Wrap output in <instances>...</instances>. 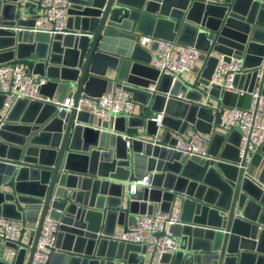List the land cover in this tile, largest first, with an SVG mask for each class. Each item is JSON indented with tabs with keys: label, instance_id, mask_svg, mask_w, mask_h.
<instances>
[{
	"label": "water",
	"instance_id": "water-1",
	"mask_svg": "<svg viewBox=\"0 0 264 264\" xmlns=\"http://www.w3.org/2000/svg\"><path fill=\"white\" fill-rule=\"evenodd\" d=\"M17 1L0 0V64L46 75L42 92L53 98L45 92L50 87L57 102L73 97L69 112L54 102L18 99L0 118V216L21 223L19 238L5 243L17 249L18 264L27 251L32 263L47 214L63 223L48 264H264V190L245 170L248 152L239 157L238 131L212 134L210 160L169 148L172 131L218 127L224 92L205 90L216 53L243 56L247 69L236 76L238 87L251 91L259 70L264 82V0H70L68 33L53 36L16 30L34 20L20 16L32 15L33 4L20 10ZM145 35L202 50L198 73L178 74L175 82L159 77L140 43ZM109 71L140 107L116 119L117 134L91 128L94 117L76 111L82 93L110 90ZM179 91L184 99L175 97ZM203 97L216 107L201 105ZM4 99L0 93V109ZM256 153L263 161L257 179L264 182V144ZM148 173L152 187L131 195V183ZM177 200L180 222L156 233L175 238L176 251L145 262L143 246L111 237L139 213L172 211Z\"/></svg>",
	"mask_w": 264,
	"mask_h": 264
},
{
	"label": "built area",
	"instance_id": "built-area-1",
	"mask_svg": "<svg viewBox=\"0 0 264 264\" xmlns=\"http://www.w3.org/2000/svg\"><path fill=\"white\" fill-rule=\"evenodd\" d=\"M33 4L34 13L22 16L23 19L32 17V24H25L17 27L19 31H30L33 33L43 32L51 36L55 34H67L68 9L71 6L70 0H18L19 9H23L25 2ZM155 43V48L150 58V65L162 75H171L173 82L178 74H190L195 76L201 65L198 61L203 51L195 46L179 45L175 41L156 38L152 35H145L140 40L142 45ZM218 58L216 66L208 80L205 90L212 88L219 91L233 92L239 96L250 95L247 106H230L220 110L217 129H212L210 133H202L194 126L185 128L182 132L172 131L175 142L169 146L173 151L188 158L197 157L210 160L209 146L212 134L216 131L228 134L232 130L238 131L239 137V157L242 159L248 152L247 162L251 160L256 149L264 144V82L261 83V70L257 71L256 81L253 89L249 91L244 87H238L235 83L237 75H242L247 69L244 66L243 56L215 54ZM245 74V73H244ZM45 75H39L28 70L24 65L0 64V93L5 95L3 105L0 109L1 123L8 116L18 99H28L29 101H50L54 102L59 110L69 112L73 107V97H66L63 102L45 96L42 87L47 83ZM149 91H155L156 86L151 84ZM177 99H184V92L179 91ZM201 105L214 107L202 100ZM138 103L133 99V95L122 83H116L110 90L97 96L82 93L79 97L76 111H85L94 117L91 128L98 131H108L118 133L116 129V119L121 115H131L136 112ZM139 107V106H138ZM221 108V109H222ZM163 113L157 114L154 118L160 127L163 120ZM109 123L108 127L104 123ZM126 146L130 145L127 136ZM252 155V156H251ZM246 169V168H245ZM247 172V171H246ZM148 173L142 178L131 183L130 194L135 195L140 186L151 188L150 175ZM248 176L258 183L264 190V182H259L257 177ZM180 222V213L175 211H163L161 208L154 209L151 213L144 212L137 215L136 222L128 225L127 229L116 230L111 236L115 240L135 243L145 248L147 255H153L160 259L164 253H172L179 247L175 238L159 235L164 228H168ZM60 219L47 214L33 253L31 264H48L50 261L51 249L55 247ZM21 223L17 219L0 216V264H18L16 256L17 249L7 246L11 251L4 250L5 243L14 242L20 236ZM168 232V231H167ZM28 253V251L26 252ZM14 260V262H12Z\"/></svg>",
	"mask_w": 264,
	"mask_h": 264
},
{
	"label": "crops",
	"instance_id": "crops-1",
	"mask_svg": "<svg viewBox=\"0 0 264 264\" xmlns=\"http://www.w3.org/2000/svg\"><path fill=\"white\" fill-rule=\"evenodd\" d=\"M143 36L140 37L139 40L142 39ZM144 47V49L147 51V54H152L153 53V49L155 48V43L154 42H150L149 44L146 45H142ZM204 59V53L201 54L200 59L198 61L199 65L202 64ZM142 72V74L145 75H150L152 74V71L150 69H146V68H142L140 70V73ZM184 75H190V74H184ZM46 76V75H45ZM191 76V75H190ZM107 80H111L112 81V85H115L117 83L116 81V77H117V72L114 71H109L108 74H106ZM111 87H109L110 89ZM45 92H51V94H53V99H56V97L58 96V93L54 90L50 89V87L45 88ZM202 100H206V102L210 105H212L214 108L216 107V102L209 100L205 97H203ZM250 101V95L249 94H245L243 96H239L233 92H225L223 99H222V103L224 105V108H228L230 106H234V105H238V106H247L248 103ZM224 108L221 109V111L224 110ZM140 109V107L137 106L136 111H138ZM252 156V155H251ZM262 158L260 155H258L257 153H254L251 160H249L247 162V167H246V171L254 177H257L260 174V170H261V166H262ZM173 211L175 212H182V200H177L176 205L173 208ZM122 227H117V230H120ZM31 230V227L27 229V231L29 232ZM28 240V235L25 241ZM4 250H6V252L8 253L9 251H11L10 248L4 247ZM28 253L25 254L24 257V261L23 264H26L27 260H28ZM150 257V255L146 256V260L145 262H148V258ZM12 262H14V260H12Z\"/></svg>",
	"mask_w": 264,
	"mask_h": 264
},
{
	"label": "rangeland",
	"instance_id": "rangeland-1",
	"mask_svg": "<svg viewBox=\"0 0 264 264\" xmlns=\"http://www.w3.org/2000/svg\"><path fill=\"white\" fill-rule=\"evenodd\" d=\"M185 77H191L190 75H185ZM193 80V79H192ZM22 227V226H21ZM26 238H27V234H26V236L24 237V240H26Z\"/></svg>",
	"mask_w": 264,
	"mask_h": 264
}]
</instances>
